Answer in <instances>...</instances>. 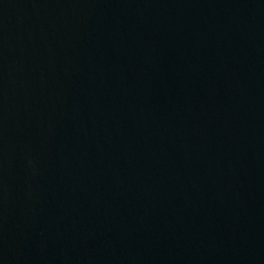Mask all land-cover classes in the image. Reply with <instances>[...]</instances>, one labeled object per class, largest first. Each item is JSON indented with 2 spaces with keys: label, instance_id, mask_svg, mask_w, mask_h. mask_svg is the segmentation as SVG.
Segmentation results:
<instances>
[{
  "label": "water",
  "instance_id": "water-1",
  "mask_svg": "<svg viewBox=\"0 0 264 264\" xmlns=\"http://www.w3.org/2000/svg\"><path fill=\"white\" fill-rule=\"evenodd\" d=\"M0 264H264V0H0Z\"/></svg>",
  "mask_w": 264,
  "mask_h": 264
}]
</instances>
